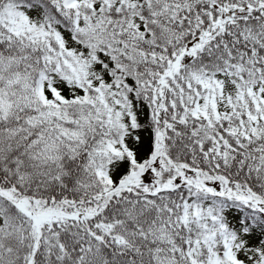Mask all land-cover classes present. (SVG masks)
I'll list each match as a JSON object with an SVG mask.
<instances>
[{"label":"snow or ice","instance_id":"6c2138e0","mask_svg":"<svg viewBox=\"0 0 264 264\" xmlns=\"http://www.w3.org/2000/svg\"><path fill=\"white\" fill-rule=\"evenodd\" d=\"M0 264H264V0H0Z\"/></svg>","mask_w":264,"mask_h":264}]
</instances>
